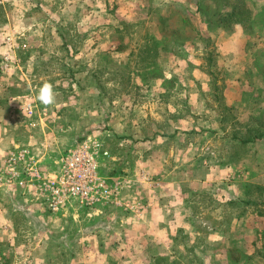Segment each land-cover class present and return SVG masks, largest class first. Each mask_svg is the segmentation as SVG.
Wrapping results in <instances>:
<instances>
[{"label": "rangeland", "instance_id": "obj_1", "mask_svg": "<svg viewBox=\"0 0 264 264\" xmlns=\"http://www.w3.org/2000/svg\"><path fill=\"white\" fill-rule=\"evenodd\" d=\"M227 3L240 6L230 17ZM236 18L243 50L222 57ZM254 29L264 0H0V264H264ZM85 139L114 193L93 211L51 214L20 166L8 173L6 158L41 152L37 140L56 171L57 152ZM176 220L184 227L164 226Z\"/></svg>", "mask_w": 264, "mask_h": 264}, {"label": "built area", "instance_id": "obj_2", "mask_svg": "<svg viewBox=\"0 0 264 264\" xmlns=\"http://www.w3.org/2000/svg\"><path fill=\"white\" fill-rule=\"evenodd\" d=\"M99 143L88 139L80 140L73 147L64 148L57 160V170L51 177L40 176L27 150H20L6 158L10 175L20 176L16 166L23 169L27 182L38 184V193L48 212L55 214L71 205L91 210L110 198L114 193L108 190L105 181L97 175L96 158Z\"/></svg>", "mask_w": 264, "mask_h": 264}, {"label": "crops", "instance_id": "obj_3", "mask_svg": "<svg viewBox=\"0 0 264 264\" xmlns=\"http://www.w3.org/2000/svg\"><path fill=\"white\" fill-rule=\"evenodd\" d=\"M249 10L251 11V16H250L249 21H251L252 17L254 15H256L257 10H255L253 8V6H250ZM241 31L243 32L241 23L236 22V23H234V32L224 36V38L222 39V41H223V43H222V57L226 56L229 52L234 53L235 55L236 54L241 55V52L243 50L242 38L244 35V33H241ZM262 31L263 32L260 34V32L257 29H254V30H251L250 32L248 31L247 33H249V34H245V35H248L249 37L252 36L251 37V39H252L251 45L255 47L252 49H254L256 51H259L257 49V47L260 49H263V47H264V44H259L260 46H256V44H254V41H253L255 37L262 36L264 34V30H262ZM240 63L241 62H238V61L233 62V64H235L236 66L241 65ZM223 96L226 98L227 97L229 98L232 96V94H231V92H229L226 89L223 93ZM3 128L4 127H2V129ZM155 137H156V135H155ZM36 143H38V144H36ZM31 144H32V146L41 148V152L39 151V149H35V148H33V150L29 151V154L33 158V163H35L37 170L40 171V173L43 177H51L53 175V173L56 171H54V169L51 168V166H50L51 164H48V162H49L48 159H51V158L49 155L50 152H47V146H44V145H47V142L45 141L43 143V142H38V140H37L35 143H31ZM48 151H49V148H48ZM57 153L61 154V152H57ZM60 154H58V156H60ZM58 158L59 157H57V160H58ZM1 169H3V167ZM115 190H116L117 196H118L119 190H117V188H115ZM38 196L41 199L39 193H38ZM99 206H101V205H97V206L93 207L91 210L93 211V210L97 209ZM121 206H123V205H121ZM147 211H148V213H146V216H153V219L155 218L153 220L154 222H150L149 225H154L155 228H162L163 227V221H162L163 220V210L158 209L156 206L155 207L154 206H150V207L148 206V208H146V212ZM184 224L185 223L183 220L180 222L178 220H176L175 223L170 222V223H168V225H164V226L179 227L180 225H183L182 227H184Z\"/></svg>", "mask_w": 264, "mask_h": 264}, {"label": "clouds", "instance_id": "obj_4", "mask_svg": "<svg viewBox=\"0 0 264 264\" xmlns=\"http://www.w3.org/2000/svg\"><path fill=\"white\" fill-rule=\"evenodd\" d=\"M38 99L41 103L48 105L54 103L55 93L51 84L45 82L38 93Z\"/></svg>", "mask_w": 264, "mask_h": 264}, {"label": "trees", "instance_id": "obj_5", "mask_svg": "<svg viewBox=\"0 0 264 264\" xmlns=\"http://www.w3.org/2000/svg\"><path fill=\"white\" fill-rule=\"evenodd\" d=\"M245 3H246V1H244ZM251 3V2H250ZM224 6H226V7H228L229 8V12H227V16L228 17H230L231 15H233L234 13H236L237 11H236V9L238 8V7H240L239 5H237V3L236 4H224ZM244 7V6H243ZM246 15H249V18H247V19H250V16H251V11L250 10H247L246 11ZM226 16V17H227ZM248 17V16H247ZM257 17V15H254L253 17H252V22L251 21H249V23H250V25L251 26H253L254 24H256L255 22H253L254 21V19ZM243 18H238V20H237V18H236V20L234 19V23H242L241 22V20H242ZM262 25H263V23H262Z\"/></svg>", "mask_w": 264, "mask_h": 264}]
</instances>
